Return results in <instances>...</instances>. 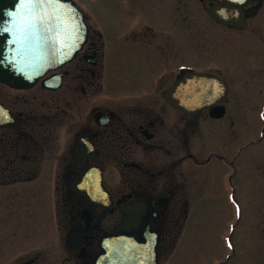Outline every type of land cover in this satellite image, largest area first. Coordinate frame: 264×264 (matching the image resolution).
<instances>
[{
    "label": "flooded vegetation",
    "instance_id": "1",
    "mask_svg": "<svg viewBox=\"0 0 264 264\" xmlns=\"http://www.w3.org/2000/svg\"><path fill=\"white\" fill-rule=\"evenodd\" d=\"M119 4L132 21L119 45L136 51H107L90 25L85 48L35 85L0 81V264H173L190 199L215 194L221 167L236 168L233 103L244 95L249 123L264 118V0ZM212 7H239L246 29L223 26ZM199 27L218 41V33L237 37L249 27V53L241 52L249 63L199 46L192 34ZM185 44L193 64L184 60ZM108 73L111 97L104 96ZM194 74L201 92L219 91L214 103L187 113L171 103L190 102L188 92L167 95ZM116 238L138 242L145 254L101 257L102 241Z\"/></svg>",
    "mask_w": 264,
    "mask_h": 264
},
{
    "label": "rangeland",
    "instance_id": "2",
    "mask_svg": "<svg viewBox=\"0 0 264 264\" xmlns=\"http://www.w3.org/2000/svg\"><path fill=\"white\" fill-rule=\"evenodd\" d=\"M76 1L89 14L93 29L101 31L105 36L107 51H136L131 44L119 45L118 38L125 33L126 25L132 22L125 17L124 10L121 9L122 5L119 2L122 0ZM189 25L191 29L195 27L194 24ZM172 30L169 23L168 32ZM192 34H195L202 48L221 51L222 54H228V57L230 53L233 56H236L235 52L240 53L245 59H238V63H249L248 54L244 55L246 52L249 53V27L244 34H237V37L225 33L221 36V33H218L219 41L213 33L210 36L204 32L203 27L194 29ZM185 48L184 51L187 53L184 60L187 64H193L195 57L186 44ZM108 65L110 70L113 65L111 60ZM109 73L104 92L106 97H111L116 90L113 77L110 78ZM244 85L245 96H249V82L246 80ZM244 88L233 89L237 94ZM243 96H238L233 103L239 115L236 130L237 147L244 149L237 158L236 170L233 173V170L222 166L219 177L213 185L216 195L205 191L200 201L199 196L190 199L191 206L193 205L199 212L191 216L188 228L183 232L184 234L182 233L178 245L174 248L173 264H264V142L259 143L256 137V132L264 127V123H259L257 119L249 123V101ZM249 129L250 133L251 130L255 132L250 138ZM253 139H256L257 143L251 148L246 146V143ZM229 173L234 174L232 183L235 188V199L241 207L240 219L231 200L230 189L226 193ZM47 207H49L48 202ZM48 216L47 219L51 217ZM231 225L235 226L231 237L233 250L227 247Z\"/></svg>",
    "mask_w": 264,
    "mask_h": 264
},
{
    "label": "water",
    "instance_id": "3",
    "mask_svg": "<svg viewBox=\"0 0 264 264\" xmlns=\"http://www.w3.org/2000/svg\"><path fill=\"white\" fill-rule=\"evenodd\" d=\"M17 4L18 0H0V25L8 19L5 13L14 10ZM64 5L73 10L72 22L78 25L79 39L77 33L67 37L49 33L34 55L18 57L13 38L7 32H0V81L32 85L48 71L69 62L82 49L88 39L85 15L72 0H64Z\"/></svg>",
    "mask_w": 264,
    "mask_h": 264
},
{
    "label": "snow or ice",
    "instance_id": "4",
    "mask_svg": "<svg viewBox=\"0 0 264 264\" xmlns=\"http://www.w3.org/2000/svg\"><path fill=\"white\" fill-rule=\"evenodd\" d=\"M5 15L8 19L0 25V32H7L13 38L18 57L34 55L49 33L65 37L77 33L79 39L78 25L72 22L73 10L64 5V0H18L14 10Z\"/></svg>",
    "mask_w": 264,
    "mask_h": 264
},
{
    "label": "bare ground",
    "instance_id": "5",
    "mask_svg": "<svg viewBox=\"0 0 264 264\" xmlns=\"http://www.w3.org/2000/svg\"><path fill=\"white\" fill-rule=\"evenodd\" d=\"M87 20H89L87 17L85 18V22L87 21ZM244 26H245V24H244ZM195 83L196 84H201V85H203L204 83H202L200 80H196L195 81ZM106 196V195H105ZM93 199H95V198H93ZM94 201H97V199H95ZM105 200L103 199V202H104Z\"/></svg>",
    "mask_w": 264,
    "mask_h": 264
}]
</instances>
